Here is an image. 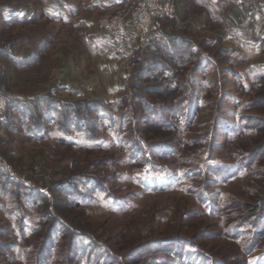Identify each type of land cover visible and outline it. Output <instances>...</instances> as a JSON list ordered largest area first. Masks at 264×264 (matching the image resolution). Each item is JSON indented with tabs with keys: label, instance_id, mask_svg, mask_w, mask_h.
Segmentation results:
<instances>
[{
	"label": "rangeland",
	"instance_id": "1",
	"mask_svg": "<svg viewBox=\"0 0 264 264\" xmlns=\"http://www.w3.org/2000/svg\"><path fill=\"white\" fill-rule=\"evenodd\" d=\"M32 1L0 3L43 9L42 1ZM66 1L72 8L78 3ZM185 9L163 22L157 35L163 39L138 48L131 64L121 66L126 75L118 96L102 104L90 97L67 99L78 102L83 130H62L34 143L0 121V154L12 168L9 174L0 168V264H264V230L251 231L257 207L264 209V150L254 160L246 157L264 144V129L256 132L254 123L264 120V105L256 104L264 87L240 93L226 73L235 66L190 28L194 12ZM40 21L0 34L11 42L3 46L12 48L15 41L30 54L41 40L55 44L54 23L50 35H33L34 29L42 32ZM65 28L67 39L86 48L78 30ZM212 57L215 63L206 70L198 66ZM93 66L95 61L87 64L88 74L106 78ZM177 70L183 75L173 83L164 80ZM187 76L196 78L200 96L192 121L175 124L163 111L178 94L170 92L174 82ZM186 86L193 88L192 80ZM233 223L249 224L241 226L246 233L239 241L228 233Z\"/></svg>",
	"mask_w": 264,
	"mask_h": 264
},
{
	"label": "crops",
	"instance_id": "2",
	"mask_svg": "<svg viewBox=\"0 0 264 264\" xmlns=\"http://www.w3.org/2000/svg\"><path fill=\"white\" fill-rule=\"evenodd\" d=\"M39 1L43 2L40 10H36L33 4L16 8L0 3L2 37L19 31L23 24L38 20L45 23L42 24V32L39 29L32 31L37 38L49 32L53 23L59 28L53 40L55 44L42 45L38 51L30 48V54L15 41L11 48L3 46L5 42L11 43L8 38L0 40L1 82L33 94L26 101L12 104L3 118L0 116V121L10 125L16 135H23L25 141L34 143L44 142L52 133H60L57 126L53 128L57 124L56 119L46 113L48 98L67 101L90 97L110 102L124 90L123 78L126 75L105 34L98 30L96 24L102 14L124 0H77L73 8L66 0L53 3ZM176 6L179 13L183 6L185 12H194L190 28L200 31L212 48H222L235 62L237 70L264 74V3L259 0H176ZM198 8H202L206 15L197 14ZM65 27L73 28L74 32L78 30L86 48L76 46L73 37L68 40L64 35L70 29ZM94 61L93 70L100 68L106 78L97 76L98 80L86 72L90 70L87 64Z\"/></svg>",
	"mask_w": 264,
	"mask_h": 264
},
{
	"label": "trees",
	"instance_id": "3",
	"mask_svg": "<svg viewBox=\"0 0 264 264\" xmlns=\"http://www.w3.org/2000/svg\"><path fill=\"white\" fill-rule=\"evenodd\" d=\"M47 34L50 35L49 32H47ZM157 38L163 39V35L155 37V39H157ZM178 39H182V38H178ZM38 43H39V45L40 44L44 45L43 40H41ZM205 43L208 44V41ZM42 45L39 46V48H42ZM216 49H217L216 50L217 52L219 51V53L223 54V57L225 59V60H223L224 62H226V63L229 62V64H231L232 66L235 65V62L233 60L229 59L230 58L229 55L225 51H222V48L218 47ZM34 55H35V53L33 54L32 57H34ZM36 56H37V54H36ZM214 56L219 57V54H215ZM203 60H204V62H203L204 64L202 65V63H201L198 66L199 67L203 66V69H205V70L212 63H215L213 57L211 59L210 58H208V59L202 58L201 62ZM221 61H222V58H221ZM197 70H198V68L196 67L195 71H197ZM227 72L234 76L236 83H238V85H239L238 91H240V93H245L246 91L249 93H252L253 91H256V90L260 92L261 89H263V87H264L263 86L264 85V74H262V73H253V72L243 73L241 70H236V68H234V70L226 71V73ZM180 75H183V71L182 72H180L179 70H177L175 72L174 71H168V74H167L166 78H164V80L165 81L168 80L170 83H173L172 79H175L176 77H178ZM191 80H192L193 88L188 89L189 86H186V85ZM195 81H196V78L193 79V76H191V77L187 76L185 79H179L177 82L176 81L174 82V85L172 86L173 89L170 92L178 91V94L170 100L171 106L164 107L165 111H163V115L168 113L169 116L171 117V119L169 121H171L175 124L181 123L182 125L184 123H186L185 125H187L192 121V117H189V116L194 115V111H193L194 105L193 104L195 103L197 96L200 94L199 91H196L197 89L195 90V84H196ZM246 81H251V83H250L251 87L249 88V90L246 89V86H245ZM258 97H260V96H258ZM95 100H97L99 104H102V102H104V101L99 100V99H95ZM48 101H49V104L45 108L46 113L51 118H55V116L58 118V121L56 120V122H57L56 126L60 132L62 130H64V134H66L72 128L76 129L77 131H78V129L79 130L84 129L85 124L83 123L82 119L76 115V111H78L79 109L81 110L78 102L65 101V100H61V99L59 100L58 98H54V97L48 98ZM54 104H56V105L54 106ZM58 104H60V105L58 106ZM256 104L264 105V96L261 98H258L256 100ZM77 108H79V109H77ZM159 112L161 113L162 111H159ZM79 114H80V112H79ZM151 114L153 116H156L159 121H163L164 123L166 122V120H164V118H163V120H161L159 118L158 112L153 111ZM185 117L189 118L190 121H188V119L186 121H184ZM247 123H248L247 129L248 130L253 129V125L251 124V122L247 120ZM254 123L257 126V127L254 126L256 132L264 129V120H262L261 122H254ZM34 127L36 129L35 125H34ZM188 128L189 127H187L186 129H183L182 133L187 131ZM169 130L170 131H176L177 129H176V127H173L172 129H169ZM249 134H253V131L237 135L236 139L241 140L243 138V136L249 135ZM263 150H264V144L255 148L253 151L251 150L250 152H247L248 154H246V157L251 156L252 159L253 158L255 159L259 156L260 152H262ZM197 152H198L197 156H199L202 153L201 150H198ZM242 153H244V152H241V154ZM234 154H235L234 156H236V157H239L238 155H240L238 153H234ZM241 157H245V156L241 155ZM251 158H250V160H252ZM249 162H251V161H249ZM257 208H258L259 212H257V213L255 212L257 214V216L252 220V225H251V231L253 234H259V233H261L260 231L264 230V227H263L264 219L262 220V217H264V209L261 210L262 209L261 207L260 208L257 207ZM243 225H249V224L248 223H242V224L233 223L231 225V229L228 232L230 235L235 237V239L237 241H239L241 239V237L246 233V230L241 228V226H243ZM186 255H191V254L190 253H183V252L180 253L181 257H183V256L186 257Z\"/></svg>",
	"mask_w": 264,
	"mask_h": 264
},
{
	"label": "built area",
	"instance_id": "4",
	"mask_svg": "<svg viewBox=\"0 0 264 264\" xmlns=\"http://www.w3.org/2000/svg\"><path fill=\"white\" fill-rule=\"evenodd\" d=\"M264 3V0H259ZM177 17L176 0H124L108 12L102 14L96 24L105 34L113 48L114 56L122 67H127L134 59L138 48L150 45L162 32L163 22ZM29 96L7 90L0 83V116L15 102H22ZM0 168L6 174L12 168L2 159Z\"/></svg>",
	"mask_w": 264,
	"mask_h": 264
}]
</instances>
